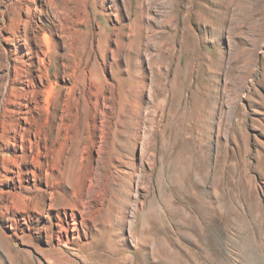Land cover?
<instances>
[{
    "label": "rangeland",
    "instance_id": "374dc122",
    "mask_svg": "<svg viewBox=\"0 0 264 264\" xmlns=\"http://www.w3.org/2000/svg\"><path fill=\"white\" fill-rule=\"evenodd\" d=\"M153 1L0 0V264H264V0Z\"/></svg>",
    "mask_w": 264,
    "mask_h": 264
},
{
    "label": "bare ground",
    "instance_id": "6f19581e",
    "mask_svg": "<svg viewBox=\"0 0 264 264\" xmlns=\"http://www.w3.org/2000/svg\"><path fill=\"white\" fill-rule=\"evenodd\" d=\"M152 2L155 4V2L152 0ZM237 11V10H236ZM151 41H153V40H151ZM162 47L161 46H159V48L157 49L159 52H160V50H161V53H162V49H161ZM164 55V54H163ZM42 64V66H46V60L45 59H42L41 60V62H40V65ZM151 64L153 65V63H152V61H151ZM238 69V68H237ZM76 73V72H75ZM73 74L72 76H71V78H72V80H73V85L75 84H81V83H83L84 81L86 82L87 81V77L88 76H86V77H84V79H83V76H79V75H77V74ZM233 74V73H232ZM91 75V74H90ZM47 78V77H46ZM89 78V77H88ZM40 79V78H39ZM43 80V77L41 78V80H40V82H43L42 81ZM91 80V79H90ZM93 80V79H92ZM96 80H97V82H96V88L98 89V92L99 91H101V88H103V82L101 81V80H99L98 78H96ZM89 82V81H88ZM87 82V83H88ZM93 83V82H92ZM94 84V83H93ZM75 85H74V87H75ZM81 86V85H80ZM83 86H85L84 84H83ZM95 86V85H94ZM93 86V87H94ZM51 87V86H50ZM73 90V89H72ZM72 92V91H71ZM73 93V92H72ZM93 93V92H92ZM95 93V92H94ZM54 89L53 88H50L48 91H47V94H46V97H45V99H44V105L41 107V109H40V118L39 119H35L34 121H35V124H36V127L39 129L38 130V132L40 133V134H43V131L45 130V129H48V124H49V119H50V116H53V112H52V109H51V107L52 106H54L55 104H56V102L54 103ZM90 94V93H89ZM92 95V94H91ZM93 95H95V94H93ZM97 95H98V93H97ZM69 98H71V96H69ZM33 99V98H32ZM107 99V98H106ZM71 100V99H70ZM35 101V100H34ZM90 101V100H89ZM88 100H84L83 101V103H82V107H83V109H84V111H83V114H84V118L82 119L81 118V125L80 126H82L83 124H84V126H85V128H86V130L88 129H91V124L89 123V122H85V120L87 119L88 120V116L89 115H91L93 112H92V108H91V106H90V102H89ZM106 102V101H105ZM104 102V103H105ZM78 103H80V102H77V101H67L66 100V103H65V105L63 106V109H62V115H61V117H60V121H59V123H58V126H57V129H56V134H55V136H56V139H55V141H56V144L57 145H59V146H62V144H63V142H61L60 140H61V138H60V136H61V134H62V131H63V129H64V127H65V122H67L66 120H68L69 118H71V109H73V107L75 106V105H77ZM78 106H79V104H78ZM105 106V105H104ZM111 106V105H110ZM80 108V107H79ZM93 108H95V105H94V107ZM106 108V107H105ZM75 109H77V108H75ZM82 109V110H83ZM110 109V108H109ZM80 110V109H79ZM105 111V110H104ZM80 113V112H79ZM74 115V114H73ZM80 116H81V114H80ZM104 116H105V114H104ZM91 117H92V115H91ZM110 118V117H109ZM33 119V118H32ZM77 119V118H76ZM90 119V118H89ZM27 121H29V119H26ZM107 120V119H106ZM78 121V120H77ZM90 121V120H89ZM84 122V123H83ZM107 122V121H106ZM31 124V123H30ZM75 124H77V123H75ZM80 124V123H79ZM104 124V123H103ZM107 124V123H106ZM78 125V124H77ZM103 126H105V125H103ZM102 126V127H103ZM108 127V126H107ZM67 128V127H66ZM104 128V127H103ZM69 129V128H68ZM71 129V128H70ZM74 129V128H73ZM72 129V130H73ZM76 129V128H75ZM77 129H78V127H77ZM110 129V128H109ZM45 131H47V130H45ZM106 130H103V135L100 137L101 139H104L105 137H107V132H105ZM38 132H37V134H38ZM49 134V133H48ZM37 137H39V134H38V136ZM48 138V137H47ZM64 139V138H63ZM105 140V139H104ZM104 140H102L103 141V143H104ZM67 141V140H66ZM30 143H32V142H30ZM66 143V142H65ZM82 143V142H81ZM102 143V142H101ZM35 144V143H34ZM80 145V144H79ZM79 145H77V148L75 149V150H73V152H72V155H71V158H70V160H69V165L67 166V167H65L66 168V170H65V172H64V170H63V172H64V175H62L63 177L65 176L67 179V181L70 183V184H72L73 185V190H74V192H76V193H80V192H82L81 190H82V188H83V186H84V182H85V180H86V178H87V171H85L86 169H85V167H84V163H83V161H82V156H81V153H80V151H79ZM105 145V144H104ZM37 146V145H36ZM64 146V145H63ZM101 146H102V144H101ZM33 147V146H32ZM60 148V147H59ZM107 148V147H106ZM57 149V148H56ZM59 150V149H58ZM106 153V149H105V147L104 146H102V147H100V151H99V154H100V156L102 155V154H105ZM58 155H59V153H58ZM101 158H102V156H101ZM104 159V158H103ZM103 161V160H102ZM101 163V162H100ZM101 164H103V163H101ZM85 169V170H84ZM100 169V168H99ZM92 174L94 175L93 177H92V179H91V181L89 180V182H91V184L89 185V195L90 196H93V195H95L96 193H98V191H99V189H100V186H98L99 185V183H100V181L102 180V178H103V174L100 172V171H93L92 172ZM91 174V175H92ZM89 175V174H88ZM91 178V177H90ZM64 179V178H63ZM62 181V180H61ZM88 189V188H87ZM101 192V191H100ZM96 198V197H95ZM60 220V219H59ZM75 220V219H74ZM74 220H73V222L70 224V223H67V226H62V225H58V227H59V231H58V233H57V235H56V240L60 243V242H62L61 240H62V237L63 236H65L66 235V238H67V240H68V242L66 243V244H68V243H70L71 242V240H69V235L72 233V235H75L76 233L78 234L79 233V229H78V227H79V223H76V222H74ZM112 222V221H111ZM80 223H83V222H80ZM65 234V235H64ZM75 239V238H74ZM71 245V244H70ZM66 247H67V245H65ZM48 256V255H47Z\"/></svg>",
    "mask_w": 264,
    "mask_h": 264
}]
</instances>
